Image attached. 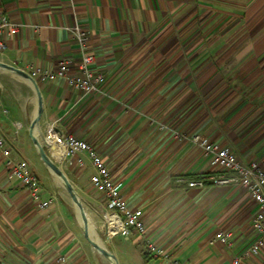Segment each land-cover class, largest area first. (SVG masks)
Returning a JSON list of instances; mask_svg holds the SVG:
<instances>
[{"label": "crops", "instance_id": "0c3cea01", "mask_svg": "<svg viewBox=\"0 0 264 264\" xmlns=\"http://www.w3.org/2000/svg\"><path fill=\"white\" fill-rule=\"evenodd\" d=\"M0 14L19 25L3 35L0 61L22 70L55 72L69 61L76 73L75 22L88 34L100 92L61 77L38 81L41 124L88 142L128 205L143 210L144 235L106 240L119 264H231L254 243L259 207L246 189L177 179L220 171L196 135L264 169V0H0ZM16 76L0 71V136L30 162L42 189L36 198L10 179L0 155V264H112L71 226L56 177L30 138L36 93ZM93 172L90 161L64 169L95 207L102 196ZM219 232L232 234L231 247ZM245 264H264V246Z\"/></svg>", "mask_w": 264, "mask_h": 264}, {"label": "built area", "instance_id": "2783aa9c", "mask_svg": "<svg viewBox=\"0 0 264 264\" xmlns=\"http://www.w3.org/2000/svg\"><path fill=\"white\" fill-rule=\"evenodd\" d=\"M18 28L19 25L17 23L8 16L0 14V55L2 57L5 55L3 35L5 33L12 35ZM72 31L81 53V60L76 66V73H70L71 63L69 61L60 62L55 72H42L32 68L24 71L37 83L38 81L48 82L56 77H61L77 90L87 93H99L103 77L93 72L95 55L88 49V34L81 29L77 22L72 27ZM38 139L50 159L63 172L70 164L84 167L90 161L94 169L90 182L96 192L102 196V200L98 201V206L95 207L91 204H86L99 217L98 230L107 241H111L118 236L130 237L133 233L145 234L143 210L131 208L128 205L121 194V185L112 179L109 168L102 156L88 142L71 134H63L58 130L55 122L48 120H45L42 124L40 122ZM193 140L195 143L201 144L204 156L211 159L212 163L217 165L220 171L205 175L198 180L190 181L186 177H180L177 181L186 183L190 188H203L208 184L214 186L238 185L250 193L259 207L253 217V228L257 233V238L250 247L236 256L231 263L245 264L247 257L264 246V169L255 162L250 165L244 164L229 148L201 141L199 135L194 136ZM0 155L6 158L9 178L20 182L38 198L42 189L39 176L33 171L28 160L19 158L12 153L7 141L1 136ZM53 200H51V203ZM47 205L49 203L44 206ZM232 238L231 233L219 232L216 235L217 240L226 243L229 247L232 246ZM147 249L151 252L156 251V247L151 244L148 245Z\"/></svg>", "mask_w": 264, "mask_h": 264}, {"label": "water", "instance_id": "95a60500", "mask_svg": "<svg viewBox=\"0 0 264 264\" xmlns=\"http://www.w3.org/2000/svg\"><path fill=\"white\" fill-rule=\"evenodd\" d=\"M0 68L4 69L8 72H11L21 78H23L25 81L29 82L30 85L33 87L38 101V107H37V113L35 118L33 119L30 127V138L32 142L34 143L37 152L43 161V163L46 165V167L51 171V173L61 182L63 183V186L67 190L68 194L71 196L72 201L76 207V209L80 210L82 221H83V233L86 238V240L89 242V244L101 255H103L106 259L111 261L112 264H119V261L117 257L108 251L103 245H99L96 243L90 236H89V219L87 217V214L85 212L84 206L82 204V201L79 198V195L73 186V184L70 182L67 175L53 162V160L50 159V157L47 155L44 147L40 143L38 137L36 136V130L40 127V122L43 114V100H42V94L39 88V85L37 81H35L28 73H26L24 70L19 69L13 65H10L8 63H5L3 61H0Z\"/></svg>", "mask_w": 264, "mask_h": 264}, {"label": "rangeland", "instance_id": "374dc122", "mask_svg": "<svg viewBox=\"0 0 264 264\" xmlns=\"http://www.w3.org/2000/svg\"><path fill=\"white\" fill-rule=\"evenodd\" d=\"M1 71V68H0ZM16 78L18 79L19 83H26L29 84L27 81H25L23 78L16 76ZM30 85V84H29ZM55 177V176H54ZM58 189L61 191V195L64 198V200L68 203L69 206V211H70V222H71V226L76 230L78 236L80 237V239L82 240V242L87 246V247H92L88 241L86 240L84 233H83V223H81L77 217V209L72 201L71 196L68 194L67 190L65 189V187L63 186V183L58 180ZM80 200L81 197L79 196ZM82 201V200H81ZM83 206L85 208V211L88 215L89 218V223H90V228L92 227V230L94 231L95 235L98 236L99 241L97 240V238L95 237V235L93 236V238L101 245H103L106 248H110L109 247V243L106 242V239L102 236V234L100 233V231L98 230V220L99 217H97V215H95V213L90 209V207H88L87 204L83 203Z\"/></svg>", "mask_w": 264, "mask_h": 264}, {"label": "bare ground", "instance_id": "6f19581e", "mask_svg": "<svg viewBox=\"0 0 264 264\" xmlns=\"http://www.w3.org/2000/svg\"><path fill=\"white\" fill-rule=\"evenodd\" d=\"M36 113V112H35ZM38 133V129L36 130V134ZM59 180V179H58ZM61 181V180H60ZM77 217H78V219H79V221L81 222V223H83V221H82V217H81V213H80V210L79 209H77ZM88 233H89V236L96 242V243H98L95 239L97 238V240L99 241V238H98V236L97 235H95V233H94V231L92 230V227L90 228V223H89V231H88ZM95 235V239L93 238V236ZM99 244V243H98ZM99 245H101V244H99Z\"/></svg>", "mask_w": 264, "mask_h": 264}, {"label": "trees", "instance_id": "16d2710c", "mask_svg": "<svg viewBox=\"0 0 264 264\" xmlns=\"http://www.w3.org/2000/svg\"><path fill=\"white\" fill-rule=\"evenodd\" d=\"M188 178V180H190V181H192V180H198V179H200V178H202V177H200V178H194V177H192V176H189V177H187Z\"/></svg>", "mask_w": 264, "mask_h": 264}]
</instances>
